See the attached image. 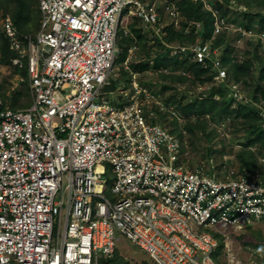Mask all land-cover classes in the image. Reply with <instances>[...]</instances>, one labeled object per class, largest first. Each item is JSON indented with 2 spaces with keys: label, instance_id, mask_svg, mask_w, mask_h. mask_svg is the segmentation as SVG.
Masks as SVG:
<instances>
[{
  "label": "built area",
  "instance_id": "obj_1",
  "mask_svg": "<svg viewBox=\"0 0 264 264\" xmlns=\"http://www.w3.org/2000/svg\"><path fill=\"white\" fill-rule=\"evenodd\" d=\"M190 1L211 12L213 35L173 52L210 69L209 89L225 85L236 101L251 100L229 80L222 49L213 44L218 34L236 31L261 41L264 51V30L228 21L217 0ZM38 9L39 31L28 48L11 18L2 22L20 49L15 62L27 71L33 99L14 109L0 98V264H100L123 240L153 264H253L229 256L215 261L211 231L226 235L264 222V180L246 176V168L220 178L184 162L182 139L157 119L162 102L139 86L138 73L123 101L101 95L111 83L123 14L137 17L157 40L180 26L179 5L38 0ZM195 27L199 36L202 24Z\"/></svg>",
  "mask_w": 264,
  "mask_h": 264
},
{
  "label": "rangeland",
  "instance_id": "obj_2",
  "mask_svg": "<svg viewBox=\"0 0 264 264\" xmlns=\"http://www.w3.org/2000/svg\"><path fill=\"white\" fill-rule=\"evenodd\" d=\"M174 1L179 6L183 2V0ZM33 3L31 19L27 21V24L23 25L22 30L14 23V18L10 11L6 12L0 9V98L5 106L26 108L33 99L27 83V77L24 74L25 67L24 65L21 66L20 62H15L16 58L21 54L20 49L13 47L11 41L2 31L4 18L10 17L16 26L19 39L28 48L27 41L30 38L35 39L40 24L38 4L36 0H33ZM241 4L236 0H230L229 3L225 1L224 4L223 2L222 9L218 8L220 13L234 24L244 25L250 23L255 25L252 27L264 30V18L260 15H264V0H249L247 5ZM246 7L252 18L245 16ZM183 13L181 24L176 30L185 33L187 40H172L170 42L168 39L165 40L164 36L157 40L149 37V34L145 32L144 24L134 15L131 16L129 11L125 12L119 25L118 53L110 76L111 83L101 91V95L108 91L109 94L106 96L113 100L123 101L125 99L123 93L129 92L133 86V73H138L139 86L155 93L162 102L163 108L158 107L157 119L163 126L182 139V159H185L183 161L191 166L200 165L215 171L220 178L227 175L229 170L246 168L248 173L246 176L261 179L264 177V148L262 149L258 144H246L250 134L252 136V133H249L252 124H245L247 120L243 116L233 113L237 108L238 101L242 100L232 101L230 110L225 114H217L215 119L210 117V115H202L209 120L206 121V131L200 121L201 116L194 113L196 111L185 113L184 110H181L180 112V108H185L196 101L200 103L202 99L210 97L216 100L218 104H221L222 97L218 93L212 94L210 89L223 87V85L212 84L209 89L206 87L208 81L193 83L191 79L194 77V73L187 68L192 63L190 61L191 58L187 55L173 52L175 45L185 41L193 42L200 37V34L199 36L195 35V23L198 21L195 18L189 19L185 12ZM4 39L7 40L9 50L13 52L12 55H10L8 48L4 47L2 43ZM227 44L233 48L230 54L231 58L246 59L253 58L255 55L258 57L253 58L254 64L247 77L250 85L246 86L244 93L252 96L255 83H258L261 89L255 91L256 97L259 99V92L264 90V51L262 46H259V42L255 37H242L236 31H225L224 42L220 45L223 53L228 47ZM173 57L178 58L180 62H187L185 59L190 62L180 63V65L172 64L171 62L168 66H155L156 59H172ZM142 62H149L146 69L140 67V63L143 64ZM227 66L229 68L228 64ZM180 76L184 79H181ZM227 93L226 97H233L228 92V89ZM243 102L256 108L255 119L259 121V128L264 129V104L259 103L261 100L256 101L253 99V101ZM250 153L257 157L260 165L253 172L242 162L240 157L246 158ZM110 175L111 173H106L107 177H110ZM107 194L112 199H116V196L111 194L110 188ZM66 199L67 193L65 192L64 200ZM211 232L214 236H222L220 232ZM225 233L226 235H223L225 237V248L223 250L225 260L229 256L250 260L253 264H264V222H256L241 229L231 228L225 230ZM118 251L133 264H153L149 255L127 240L121 241ZM105 259L107 257L101 256L100 264Z\"/></svg>",
  "mask_w": 264,
  "mask_h": 264
},
{
  "label": "trees",
  "instance_id": "obj_3",
  "mask_svg": "<svg viewBox=\"0 0 264 264\" xmlns=\"http://www.w3.org/2000/svg\"><path fill=\"white\" fill-rule=\"evenodd\" d=\"M225 1L228 3L230 2V0H217L216 1L217 7L222 9L223 2L225 4ZM236 1L239 4L242 3L241 5H243V4L247 5V1H249V0H236ZM36 3L38 4V0H36ZM33 4H34L33 0H0V9L5 10L6 12L10 11L13 15L14 23L16 24V26L19 29H21L23 27V25L27 24L28 23L27 21H30V19H31L30 15H32V13H33V9H32ZM179 7L181 8L182 13L185 12V14L189 17V19L195 18L196 21H198L202 24L203 30L199 33L200 38H203L206 41L209 40L211 38V36L213 35L214 18H213V15L211 14L210 11L203 8V3L201 1L193 2L190 0H183V2L180 4ZM247 10H248V8L246 7L245 16L250 17L251 13L247 12ZM260 15L264 18L263 14H260ZM38 16H39V14H38ZM250 18H252V17H250ZM244 26L245 27H252L255 25L248 23V24H244ZM145 32L147 33L146 29H145ZM119 35H120V31H118V37H119ZM224 36H225V32L218 34L213 45L215 47L216 46L220 47L221 43L224 42ZM186 37H187V35L185 33L180 32L176 29H170L164 35V39L165 40L168 39V41L170 40V42L172 40H178V41H183L185 39L187 40ZM258 42H259V46H261V41H258ZM2 43H3L5 48H8L10 55H12L13 52L9 50V45L7 43V40L6 39L2 40ZM183 43H189V42L185 41ZM117 45H118V40H117ZM227 45H228V47L225 49V51L223 53V57H222L223 64L227 68L229 80H234V81L238 82L243 93H244L246 90V86L250 85V83L247 80V77L249 75V72H250L253 64H254L253 58H256L257 56L255 55L253 58H246V59H241V58L239 59L238 57L231 58L230 54L232 53L233 48L231 45H229V44H227ZM189 58H191V57L189 56ZM191 59H190V61L192 63H190V65L187 67L189 70H192L194 73V77L191 79V81L193 83H202V82H207V81L211 80L212 77H211L210 69L205 68L204 66L200 65L199 63H197L193 59L192 60ZM162 61H164L163 64H161ZM185 61L190 62L187 59H185ZM171 62H172V64L174 63L176 65H180V63H187L184 61L180 62L178 58H174V57L172 59L160 58V59H156L155 66L156 67H160L163 65L168 66V64H170ZM148 63L149 62H145L143 64L140 63V67L143 69H146L149 65ZM227 64L229 65V68H228ZM24 74H25V77H27L26 69L24 70ZM263 74H264V69H263ZM181 79H184V78L181 77ZM240 82L243 84V86ZM222 88H224V89H222ZM222 88L220 86L217 89H213V88H212L213 90L210 89V91H212V94L218 93L222 97V103L221 104H218V102L216 100H214V99H212V97H210V98L202 99V101L200 103L198 101H196L194 103H190L189 105H187V107L180 108V112H181V110H184L185 113H192V112L196 111L194 113L201 116L200 121H201V123H203L204 129L206 131V126H207L206 121H209V120L202 115H210V117L215 119V116L217 114H225L230 110V108H231L230 104L232 101L237 102L234 97H231V98H228V96L226 97V95L228 94L227 93V89H228L227 86L223 85ZM259 89H261V88H259V84L255 83V87L253 89L254 94L252 96H250L249 94L247 95L244 93V95L247 98L251 99V101H253V99L256 101L261 100V102H259V103H264V90H261L259 92L260 93L259 99H257V97H256V91L255 90L258 91ZM228 92H229V89H228ZM173 101H175V99H173ZM11 108L19 109L16 107H11ZM234 112L240 116H243L244 119L247 120V121H245V124L246 123L252 124V127L249 130V133H252V136L250 134V138L248 140V143H246V144H258L263 149L264 148V129L259 128V126H258L259 121H257V119H255L256 108L252 105L248 106L247 103H245L243 101H238L237 108L233 111V113ZM182 152H183V149H182ZM240 157H241L242 162L248 166V168L250 169L251 172H253L258 166H260L258 164L257 157L253 153H250L248 155V157H246V158H244L243 156H240ZM183 160H185V159H183ZM261 179L264 180V177H262ZM215 237L218 239V246H217V248L213 254V258L217 262H225V254L223 253V250L225 248V237L223 235L222 236L216 235ZM102 264H133V263L130 260H128L125 256L121 255L119 253L118 249H116L115 253L111 257H107V259L103 260Z\"/></svg>",
  "mask_w": 264,
  "mask_h": 264
}]
</instances>
